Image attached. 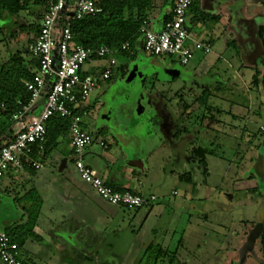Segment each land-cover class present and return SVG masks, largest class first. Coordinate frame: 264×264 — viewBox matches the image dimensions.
I'll use <instances>...</instances> for the list:
<instances>
[{"label":"rangeland","instance_id":"obj_1","mask_svg":"<svg viewBox=\"0 0 264 264\" xmlns=\"http://www.w3.org/2000/svg\"><path fill=\"white\" fill-rule=\"evenodd\" d=\"M166 10L168 12L169 8L166 7L161 13L164 14ZM43 12L42 6H32L28 11L21 12L18 17L7 16L0 21L2 28L0 67L7 54L25 52L27 39H33L36 35ZM20 25L28 31L21 30ZM60 27L61 24L57 23L54 38H58ZM187 27L190 28V25ZM200 38L209 41L210 53L194 51L193 58L184 66L179 64L176 56L158 60L149 54H141L128 64L129 71L123 77L116 75L109 81L99 79L97 81L99 87L92 89L85 102V105L90 107L88 117H82L88 133L93 138V143L82 150L83 163L86 165L95 163L94 167L100 171L109 167L113 172L123 166H131L137 160L140 164H147L148 178L153 185L150 193L156 197L154 204L162 200L166 202L163 206L165 217L160 219L163 225H159L160 228L154 233L144 228V232L137 237L135 235L139 225L126 214L121 228L123 231L112 233L106 239L107 244L105 242L103 245L109 250L108 253L97 256L92 254L93 259L88 261V258L84 257L89 254L85 255L86 250L82 248L80 256L75 250L73 255L66 253L65 260L54 262L52 260L54 264H243L242 255L247 257L244 264H264V248L260 237L252 242L248 240L249 229L257 224L264 203L259 177L264 171L263 173L256 171L257 158L264 159V132L258 129L260 125L264 126V113L258 117H251L252 124L248 128V134L252 144L247 141L234 143L231 137L220 138L213 144L209 141L200 144V140L198 141V145L207 151L205 155L207 174H204V167L197 164L196 157L190 152L185 155L186 172L191 174V184L201 193L199 195L201 200H198L202 202L200 208L179 205L180 199H185L181 195L180 187L172 185L164 178L169 177L171 169H174L173 165L172 168L168 166L174 159L172 156L169 161L168 156L174 146L170 134L172 131L178 133L182 125L179 122L182 112L176 109L171 97L181 96L183 100L189 102V95L199 92L192 88L193 85L189 86L178 77L170 79L171 74L178 76L181 71L190 72L192 79L198 78L203 82V86L208 88L215 85L209 84L213 78L215 87H218L217 94L226 99L222 103L211 99L216 106L222 105V108H227L228 98L238 99L237 102L245 104L248 96L258 97L264 106V73L259 76L256 87L247 85V79H241L248 72V69L241 67V63H249L247 56L244 58L241 56L245 52L243 50L240 52L234 44L226 42L223 37ZM95 67L93 62L85 64L83 70L90 74L93 71L99 72ZM134 69L136 74L132 76L131 72ZM206 70L211 77L208 80L202 77ZM155 71L156 74H153ZM137 108L142 112V116L134 119ZM164 111L169 115V120H164ZM203 111L201 109L200 114ZM196 115L198 114L195 113L194 116ZM223 120L227 118L222 115L221 121ZM100 141L106 143L105 148L99 146ZM238 148L240 149L236 150ZM75 158L72 149L71 153L68 152L64 156L52 152L40 169L26 175L28 177L21 191L15 190L14 195L0 192V226L26 220L29 213L24 209L30 206L33 196L40 199L42 197L44 200L40 210L38 209L37 220L39 221L41 217L51 223L55 221L60 223L58 211L60 209L62 211L63 208L57 203L58 195L55 193L57 179L62 171V175L72 180L79 177L73 164ZM60 159L61 162L62 159L67 161L62 169ZM235 168L238 169V174L233 178ZM137 170L142 175L145 173L142 166ZM183 174L184 172L181 175ZM206 185L217 191L213 201H207L203 195ZM86 186L90 187L88 184ZM253 186L257 188V192H252ZM104 204L106 208H110ZM147 209H131L130 212L133 215L138 211L140 215H144ZM150 220L153 226H156L158 219L155 217ZM80 222L73 220L71 226L81 229V225L77 224ZM61 224L65 227L54 225L51 230L61 232L70 223L67 221ZM100 229L101 225H97L96 231L99 232ZM163 239L165 244L162 246ZM157 243L160 244L158 247ZM160 248L168 252L166 258L161 256L157 258V251ZM32 261L26 260V263L45 264L44 260Z\"/></svg>","mask_w":264,"mask_h":264},{"label":"crops","instance_id":"obj_2","mask_svg":"<svg viewBox=\"0 0 264 264\" xmlns=\"http://www.w3.org/2000/svg\"><path fill=\"white\" fill-rule=\"evenodd\" d=\"M156 1L157 0H155V3L153 2V9L148 14L146 20V27L152 31H158L161 28L164 16L168 15L174 2V0H172V4H169L170 0H161L159 3ZM197 5L199 11L212 16L213 19L209 21H199L198 19H195L188 29L189 32L197 40H204L200 38L201 36L206 38H215L217 36L223 37L226 42L234 44L240 52L243 50L245 54L241 53L243 54L241 56L242 58L247 56L249 63H241L242 68L248 69V72L245 73L241 79H247L246 84H249L250 86L251 76L255 71L259 72V76L264 73V46L261 44L257 34L259 27L264 29V0H198ZM166 7L169 8L168 12L166 10L164 14L161 13ZM93 62H95V69L98 68L99 72L93 71L91 75L99 76L102 71L103 61L96 60ZM116 62L119 69L121 65H127L128 68V64L131 61H128L124 57L117 56ZM90 63H86V65H89ZM82 72L90 74L88 71L83 70V67ZM116 75L123 77L119 75V70H117L113 77ZM237 75H239V73H237ZM113 77L111 79H113ZM202 77H205L206 80L211 78L209 71H204ZM209 84L216 85L213 78L210 79ZM215 85L212 88H208L207 86H203V82L200 81V89L203 86V88L207 87L210 91L205 104H201L199 102L201 99L200 97L204 96L201 93L189 95L190 103L183 100L181 96L178 98L176 96L171 97L176 104V109L182 112L179 118V122L182 125L178 133L172 131L170 134V139L173 141L174 146L172 147L173 150L170 149L168 156L169 159L172 156L174 159L171 164L168 162V166L170 168L174 167V169H171L169 177L164 176V178L167 179L168 182L172 183V185L180 187L181 195L185 199H180L179 205H187L186 207L188 208L190 206L194 209H198L200 208L202 202L198 201L201 200L199 199V195L201 194L200 191L191 184V174L186 172L187 162L185 155L188 152L192 154V151L196 148H201V145H198L199 140L200 144H203L204 141H209V143L213 144L218 142L220 138L231 137L233 138L234 143L237 141L239 143H241L240 141H247L249 144H252L248 134V128L252 124L251 117H258L264 113L263 103L256 96H248L245 104L237 102L238 99L228 98L227 102L229 105L227 108H222V105L216 106L214 102H211V99H215V101L221 103L225 102L226 99L217 94L218 89L216 88L218 87H215ZM89 95L84 102L78 106V110L81 112L80 116H78L80 119V126L86 132L88 131L82 117H88V110L90 107L85 105V102L89 98ZM149 103H151V101ZM254 107L256 108L252 111ZM201 109L204 111L200 114ZM40 110L41 104L39 102V106L37 105L33 107L30 114L36 115L40 112ZM164 113V120H169V115L165 111ZM195 113L198 115L194 116ZM222 115L226 117L227 120L221 121ZM27 122L28 117L25 119V124ZM15 129L16 125L12 122L8 131H10L12 135ZM258 129L259 131L264 132V126L260 125ZM235 148L237 147L235 146ZM239 149L240 148L236 150ZM52 152L60 154L61 156L67 155L68 152L71 153L68 133L64 137H60L57 140V146ZM47 157L44 158L42 165H44ZM171 159L169 161H171ZM257 159L256 171L263 173L264 159L263 157ZM66 162V159H62V162L60 159V169H62ZM94 164L87 163V165L94 170L96 175L106 184L141 195H153L150 193V188H152L153 185L148 178L147 172L149 170V166L147 164H140L137 160L132 163L131 166H123L115 172L111 171L109 167L102 169L103 171L97 170L94 167ZM139 166H142L144 169L145 173L143 175L137 170ZM237 171L238 169L235 168L233 178H236L238 174ZM182 172H184L183 175H181ZM28 173L29 172L25 170L9 171L3 178L0 179V192L14 195L16 191H21L23 189V183L28 177L26 176ZM62 174L63 171L59 174L60 177L57 179L58 184L55 190L56 195H58L57 203L62 206L61 208H63V210L61 211L60 209L58 213L62 223L68 221L70 224L61 230V232H56L55 229H51L54 225L56 227L63 228L64 225H62L61 222L59 223V221H55V223H51V221H46L45 219L39 217V221L36 220V223L33 226L34 233L39 236V242L27 240L24 243L19 252V256L23 260H29L31 262L32 260L37 259L39 261L44 260L45 264H54V260H65L66 253L73 255L76 252L75 250L79 252L78 255L80 256L82 248H85L84 250H86L85 255L89 254V257H84L85 259L88 258V261L93 259L92 254L97 256L98 254L105 252L108 253L109 250H106L103 245L112 233L115 231L119 232L120 230L121 232L123 231L121 228L126 214L129 215L130 220L136 221L139 225V229L135 235L137 237L144 232V228L150 229L153 233L160 228L159 225L162 224L160 223V219L161 217H165V213H163L165 212L163 208L166 204V202H164L165 200H162V202L159 201L157 204L149 207L144 215H140L138 211L132 215L130 212L131 208L107 204V202L100 199L94 190L91 187L86 186L87 183L83 182L78 176L72 180L68 176H64ZM187 174H189L188 177L186 176ZM204 174H207L206 169ZM259 177L261 179L260 186L264 201V173ZM4 178L6 179L2 180ZM176 179H180V181L177 182ZM256 189L257 188L254 186L251 187L252 192H257ZM216 194L217 191L214 188L206 185L205 194L203 192V195L207 201H213ZM41 202L42 204L44 203L42 197ZM104 203L109 205L108 207L110 208H106ZM160 203H162V205H160ZM157 215L159 216L157 217ZM155 217L158 221L155 224L156 226H153L151 223L152 220L150 219H155ZM261 217L262 219L260 222ZM73 220L81 221L80 223H77L78 225H81V229H77V226H71L73 224ZM97 225H101L99 232L96 231ZM2 228L3 227L1 225L0 230ZM249 231L250 234L248 236V240L250 242L258 237H260L261 241L262 237H264V203L260 210L257 224L250 228ZM161 242V245L163 246V244H165L164 239ZM159 245L160 244L157 243L156 247ZM261 245L263 246L262 243ZM246 258V255H242L241 262L243 264L247 262ZM98 259L99 258H97V260Z\"/></svg>","mask_w":264,"mask_h":264},{"label":"built area","instance_id":"obj_3","mask_svg":"<svg viewBox=\"0 0 264 264\" xmlns=\"http://www.w3.org/2000/svg\"><path fill=\"white\" fill-rule=\"evenodd\" d=\"M104 0H54L44 10L38 33L26 46L28 59L36 62L32 68L33 78L25 83L30 101L12 116L16 129L0 148V178L9 171L23 170L24 167L38 170L44 160L43 147L46 143L45 124L52 116L67 118L68 137L76 158L75 169L79 178L90 185L105 202L131 209L153 206L154 195H141L128 190L117 191L96 175L94 170L83 163L81 153L84 147L93 143L92 136L80 126V119L73 110L81 105L97 81L109 80L117 72L118 51L107 46L85 48L72 43L71 22L85 16L102 12ZM193 0H174L168 19L162 22L158 31L149 30L146 23L139 30L133 45L141 54H149L158 60L176 56L184 66L194 56V51L208 54L211 44L207 40L195 39L186 27L187 15ZM69 14H72L70 16ZM61 22L58 38H54L56 24ZM131 42H125L120 51L128 50ZM103 61L99 76L83 73L82 67L93 61ZM41 104L38 114L31 109ZM17 104H21L20 100ZM28 122L25 124V119ZM99 146L106 147L104 142ZM36 154V158H33ZM16 245L10 242L4 231H0L1 264H22L21 257L14 251Z\"/></svg>","mask_w":264,"mask_h":264},{"label":"trees","instance_id":"obj_4","mask_svg":"<svg viewBox=\"0 0 264 264\" xmlns=\"http://www.w3.org/2000/svg\"><path fill=\"white\" fill-rule=\"evenodd\" d=\"M52 1L54 0H0V21H3L7 16L18 17L21 12L28 11L32 6H42L45 10L49 2ZM153 2L154 0H104L101 3V13L85 16L82 19L73 20L71 22L70 29L73 34L72 43L81 45L85 48L107 46L112 50L118 51L119 56L124 57L128 61H134L140 53L133 43L138 37L139 30L143 26V23H146L148 14L153 9ZM197 2L198 0L192 1L187 15L186 27L188 24L191 26L195 19L199 21H209L213 19L212 16L199 11ZM169 4H172V0L169 1ZM167 19L168 16H164V21ZM59 23L61 24V22ZM19 28L28 31L23 25H20ZM38 28L36 29V35L38 33ZM187 29L189 28L187 27ZM0 31H2V28H0ZM263 33L264 29L259 27L257 34L261 44L264 46ZM32 40L33 39L28 38L27 44ZM125 42H131L130 48L125 51H120L119 48ZM23 53L20 51L13 54L9 53L0 67V148L11 139V132L8 131V128L12 123V116L21 110L22 105H26L30 101V94L26 90L25 83L32 80V68L36 67V62L32 59H28L26 50ZM117 70H119V75L121 76L128 73L127 65H121ZM258 78L259 72L255 71L251 76V87H256L258 85ZM209 93L210 91L207 87L201 90V94L204 95L200 97L201 99L199 102L201 104L206 103ZM18 100L21 102L20 105L17 104ZM73 112L77 116L81 114L78 107L74 109ZM69 123L70 121L67 118H61L56 115L48 119L45 124L47 141L43 147L44 158L55 150L57 140L68 133ZM206 153L207 151L200 147L192 151L193 156L198 160V164L204 167V171L206 169ZM32 156L36 158V154ZM23 170L29 173H34V171H36L26 166ZM186 176L188 177L189 174ZM109 186L114 190L123 191L113 185ZM32 199L33 201L30 206L25 209V211L29 213L26 220L4 226L0 230L7 234L12 244L16 245L14 251L18 255L27 240L39 242V236L34 233L33 226L36 223L37 212L40 210L42 202L40 198L35 196H33ZM261 243L264 248V237H262ZM167 254L168 252L160 248L157 251V258L160 256L166 258ZM169 260H171V258ZM21 263L27 264L26 260L23 259Z\"/></svg>","mask_w":264,"mask_h":264},{"label":"flooded vegetation","instance_id":"obj_5","mask_svg":"<svg viewBox=\"0 0 264 264\" xmlns=\"http://www.w3.org/2000/svg\"><path fill=\"white\" fill-rule=\"evenodd\" d=\"M169 67H170V66H169ZM138 71H139V70H138ZM156 71H157V69H156ZM156 71H155L153 74H156ZM180 73H182V71H181ZM183 73H184V72H183ZM176 77H178V78H180L181 80H183V81H184L185 83H187L189 86L193 85L192 88H194L195 91H199V92H197V94L201 93V90L203 89V86H202L201 89H200V86H199L200 81L198 80V78L194 77V79H192L191 76H190V77L187 78V79H182V78L180 77V75L175 76L174 74H171V76H170L169 78H170V79H175ZM143 78H145V76H144ZM149 104H150V103H149Z\"/></svg>","mask_w":264,"mask_h":264},{"label":"water","instance_id":"obj_6","mask_svg":"<svg viewBox=\"0 0 264 264\" xmlns=\"http://www.w3.org/2000/svg\"><path fill=\"white\" fill-rule=\"evenodd\" d=\"M69 15L72 16V14H69ZM131 74H132V76L135 75L136 74V69L132 70ZM179 75H180V77L182 79H187V78H189L191 76V73L190 72H187V73H183L182 72V73H179ZM139 110L140 109L137 108L136 111H135L136 113L134 112V119H138L141 116V111H139ZM261 219H262V217L260 218V222H261Z\"/></svg>","mask_w":264,"mask_h":264}]
</instances>
